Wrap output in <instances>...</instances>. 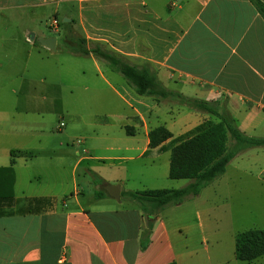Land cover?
Segmentation results:
<instances>
[{
    "label": "crops",
    "instance_id": "0c3cea01",
    "mask_svg": "<svg viewBox=\"0 0 264 264\" xmlns=\"http://www.w3.org/2000/svg\"><path fill=\"white\" fill-rule=\"evenodd\" d=\"M15 18L18 34H0V264L236 263L237 234L221 236L219 218L213 214L212 220L200 205L206 191L212 193L204 201L218 194L226 172L198 197L165 209L145 250L140 247L142 215L122 198L126 192L189 185V180L166 182L172 149L211 116L137 96L121 75L112 72L110 80L105 78L102 62L93 55L86 56L92 61L90 72L77 64L73 68L70 61H56L51 69L49 63L62 53L72 30L85 40L86 49L100 46L130 65L148 66L166 89L225 108L238 129L252 136L264 130V19L250 1L0 0V23ZM52 18L68 27L52 32L47 25ZM48 38L56 39L54 50L37 41ZM80 82L85 92L90 84L103 85L104 102H122L128 109L125 119L134 126L116 129L110 120L123 116L115 108L91 112L98 122L93 129L78 121V135L63 130L66 117L86 116L78 106L67 105L81 102L74 95ZM63 88L70 96L64 97ZM159 121L164 125H156ZM177 124L181 127L174 133ZM158 127L172 138L150 148L149 133ZM15 151L28 155L13 158ZM67 157L74 162L69 197L22 183L21 175L33 161L44 159L58 167ZM100 161L109 162L111 173L96 175L100 184L87 176L79 187L77 170ZM240 161L236 171L243 167ZM160 181L167 187H157ZM131 183L140 184L139 189L125 186ZM110 185L119 186V201L107 193ZM99 193L104 195L97 197ZM29 199L46 201L28 208ZM207 231L213 239L210 248L204 245Z\"/></svg>",
    "mask_w": 264,
    "mask_h": 264
},
{
    "label": "trees",
    "instance_id": "16d2710c",
    "mask_svg": "<svg viewBox=\"0 0 264 264\" xmlns=\"http://www.w3.org/2000/svg\"><path fill=\"white\" fill-rule=\"evenodd\" d=\"M249 1L264 19V3L261 0ZM60 25L68 27V24ZM70 33L65 38L68 41L64 45L67 52L83 57L93 55L112 72L121 75L137 96L152 99L156 103H168L191 111L206 113L216 118L215 122L201 124L196 133L180 141L172 149L169 178L189 180V185L179 189L122 193V198L136 206L142 215L144 226L140 236V247L141 250H145L149 244L154 223L165 209L198 197L205 188L225 174L227 166L239 153L249 149L264 148V138L248 136L241 132L235 119L225 108L166 89L148 66L130 65L123 58L100 46L88 50L84 39L72 34V30ZM37 44L39 45L38 42ZM171 138L172 133L166 128H155L149 133V147L157 148ZM11 155L14 158L17 155H28V153L15 151L11 152ZM9 172H12L11 169ZM92 181L94 184L102 183L96 175L92 176ZM103 195L104 193H99L97 197ZM43 201L46 200L29 199L28 208L41 204ZM263 256V231L252 229L236 235L235 258L237 261L251 263Z\"/></svg>",
    "mask_w": 264,
    "mask_h": 264
},
{
    "label": "rangeland",
    "instance_id": "374dc122",
    "mask_svg": "<svg viewBox=\"0 0 264 264\" xmlns=\"http://www.w3.org/2000/svg\"><path fill=\"white\" fill-rule=\"evenodd\" d=\"M49 22L50 20L48 21L47 25H49ZM18 25L19 21L16 18L14 21H12L11 24L9 22H3L2 24L0 23V34H18ZM40 25L43 27V30L47 32L46 27H44V24L42 23ZM65 51L66 50L64 46L62 53H57L56 55H54V57H52L49 63L50 69L51 66L56 65V61L59 63L61 61L63 63L66 61H70L74 63L73 68L75 67V64H77V66H82L87 69L88 72H90V70L92 69V61L90 59L86 57H70L66 54ZM100 65L101 73H103L105 78L107 77V79L110 80L109 73L113 74L112 71L106 65L102 63ZM92 76H95V74H93ZM113 76L114 78L121 79V76L119 75L114 74ZM94 82H97V80H94ZM80 83L77 84L74 95L76 97H82L81 102H67V105H69L70 108H72L73 106H78V108L80 110L82 109L83 113L86 116L80 119H70L69 117H66V119H64L66 127L63 128V130L67 129L68 132H73L75 133V135H78V132L74 131L75 128H78V121L88 123V125L90 126L89 128L93 129V124H98V122L92 116H90L91 112L112 113L115 108V110H117L118 115L123 116V118L118 117L110 120L111 124H113V126H116V129L119 125L134 126V124L130 122L128 124L127 120L125 119V116L128 115V109L124 106L122 102L118 101L115 104H108V101L104 102L105 98L104 95H102L101 91L103 88H105L103 85H99L96 83L97 86H94L90 84L91 89L88 92H85L83 90L82 82ZM103 90V94H105V89ZM63 95L64 97L70 96L68 94V88H63ZM144 99L150 100L148 98ZM183 109L188 110L187 108ZM210 116L211 115H209V117ZM214 120H216V118L211 116L210 119H205L204 122H214ZM156 125L164 124L163 122L159 121L156 123ZM179 126L180 124H177L175 126L176 129L174 130V133L179 132ZM196 131L197 129L191 132L189 136L196 133ZM252 136L263 138L264 130H257L254 134H252ZM64 143L68 145L70 141L66 140L64 141ZM90 145L94 146V144L92 143ZM90 156L92 157L94 155L90 154ZM240 160L244 161V164H242L243 167L240 168V170L242 169V171L238 169L236 171L234 169L235 164L237 162H242ZM33 162L34 163H30L31 165L29 166L27 172L21 175L22 183L25 186H28L29 189L47 188L48 191H50L51 193L55 195H61L60 198H62L63 196L69 197L70 194L73 193V184L70 180L71 168L74 163L73 158L67 157L62 162L61 166L58 167H56L54 162L45 161L44 159H40L39 161ZM104 163L106 165H104ZM107 164H109V162L100 161L89 162L88 166H81L77 170V173H75L76 179L79 182V187H82L81 185L83 184V182L85 181L84 179L87 176L89 178L93 175H109L111 173V169L107 166ZM229 165L226 169L228 179L224 182V185L221 186L220 189L217 191L218 194L215 197L211 196L209 198V200L211 201H204L203 199L209 197L212 193L211 190L206 191V193H204L203 197H201L200 199V205H204L203 208H205L207 212H209V217H211L212 220H214L212 217H214L215 215L219 218L221 236H224V234L227 233L229 234V236H234L238 233H242L244 231L252 229L261 230L264 232V174L262 173L264 167V148H254L243 151L239 153ZM87 170L88 172H90V175L87 173ZM158 173H161V171L159 170ZM222 177L218 178L217 180H220ZM166 182L172 183L173 181L171 179H166ZM184 182H188V180H185ZM125 186L132 187V189H139L140 184L131 183L127 185L125 184ZM156 186L167 187V185L161 181L156 184ZM212 204L217 207L213 211ZM205 217L209 218L207 214L205 215ZM208 233L209 232L207 231L204 245L207 244V246L210 248L213 245V239L212 237H210V235L208 236ZM202 252H204L203 249ZM214 264L221 263L217 262ZM231 264L249 263L236 261V263ZM251 264H264V256Z\"/></svg>",
    "mask_w": 264,
    "mask_h": 264
},
{
    "label": "water",
    "instance_id": "95a60500",
    "mask_svg": "<svg viewBox=\"0 0 264 264\" xmlns=\"http://www.w3.org/2000/svg\"><path fill=\"white\" fill-rule=\"evenodd\" d=\"M43 47L49 49V50H54L55 47V38H48V39H38L37 40ZM107 193L111 198H113L116 201H119L120 199V191H119V186H108L106 188Z\"/></svg>",
    "mask_w": 264,
    "mask_h": 264
},
{
    "label": "built area",
    "instance_id": "2783aa9c",
    "mask_svg": "<svg viewBox=\"0 0 264 264\" xmlns=\"http://www.w3.org/2000/svg\"><path fill=\"white\" fill-rule=\"evenodd\" d=\"M49 27L52 30V32L56 33L59 30L60 24L59 21L56 18H52L49 22ZM63 126V125H61ZM78 143H81L80 141H78Z\"/></svg>",
    "mask_w": 264,
    "mask_h": 264
}]
</instances>
